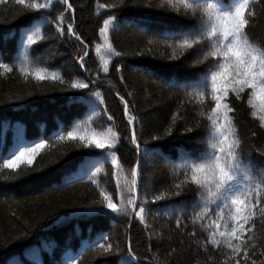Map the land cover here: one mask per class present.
<instances>
[{
    "label": "trees",
    "instance_id": "trees-1",
    "mask_svg": "<svg viewBox=\"0 0 264 264\" xmlns=\"http://www.w3.org/2000/svg\"><path fill=\"white\" fill-rule=\"evenodd\" d=\"M33 2L46 0L24 5L0 0V63L13 69L0 68V150L15 154L44 145L31 165L25 160L8 169L0 159V264H121L122 259L131 264H235L226 244L210 242L220 210L204 220L195 216L198 186L191 184L185 167L188 153L207 147L210 94L195 98L192 89L169 86L201 77L210 63L198 56V49L179 46L184 39L179 33L194 23L182 7L177 12L185 0H69L73 10L64 13L63 37L50 21L66 5L39 10L28 7ZM249 12H255L252 35L264 40V0H250ZM110 18L106 41L99 29ZM69 23L83 44L67 34ZM29 36L33 44L26 43ZM108 44L112 52L106 50ZM85 52L81 67L78 57ZM37 68L44 70L45 79L35 78ZM73 81L89 86L73 89ZM97 92L99 97L91 95ZM121 97L129 103L127 115ZM229 100L237 107L244 152L257 169L264 168L259 114L251 115L248 95L236 100L230 92ZM129 120L135 121L139 151L131 142ZM109 129L118 137L112 149L107 144L85 147L88 140L79 136L67 138L71 131L95 133L99 139ZM113 151L117 165L112 164ZM138 160L137 195L151 209L145 223L107 209L103 214L84 211L103 207L101 192L120 204L119 186L126 202ZM253 221L248 244L254 251L246 262L241 256V264H264L259 210ZM129 240L131 257L126 255ZM109 243L113 248L106 251Z\"/></svg>",
    "mask_w": 264,
    "mask_h": 264
},
{
    "label": "snow or ice",
    "instance_id": "snow-or-ice-1",
    "mask_svg": "<svg viewBox=\"0 0 264 264\" xmlns=\"http://www.w3.org/2000/svg\"><path fill=\"white\" fill-rule=\"evenodd\" d=\"M17 3L24 5L26 0H17ZM168 3L171 4L172 0H168ZM65 5L64 12L57 17L56 21H50L57 25L56 34L63 37L65 34L64 13L73 10V5L69 3V0H46L43 4L33 2L28 7L55 11ZM249 5L250 0H185L177 6V12L182 7L185 10V17L194 22L179 33L184 37L179 46L184 49H198V56H202L204 61L210 63L208 70L201 77L169 83L170 87L182 88L186 92L192 89L195 98H207L210 94L208 107L211 109V115L208 116V120L211 123L206 129L207 147L200 152L188 153L185 167L190 173L191 184L198 186L200 199L193 207L195 216L204 220L215 209L220 210L216 214L215 231L211 233L210 242L217 245L221 242L226 244L235 257V264H241V256L246 262L254 251L249 248L248 241L252 239L253 217L257 210L264 217V168L257 169L251 163L249 155L244 152V139L239 131L237 107L229 100L230 92L235 95L236 100H242L245 95H248L247 103L253 109L251 115L256 117L259 114L260 127L264 128V40L255 38L250 31L254 26L255 12H249ZM110 24L111 18L105 19L103 26L99 29L106 41ZM66 32L82 44L84 43L80 34L76 32L74 23L67 25ZM26 43H34L31 36L28 37ZM97 50L99 51V48ZM106 50L112 52V46L108 44ZM87 55L88 52H85L84 56L78 57L81 67H85ZM2 59L3 53L0 52V60ZM0 68L8 72L13 71L7 63H0ZM21 71L24 72L27 69L22 67ZM43 71L39 68L34 70L33 75L37 80L46 78L42 74ZM104 71L109 72V68L105 67ZM51 78L57 79L54 73ZM88 86L86 83L75 81L71 84L73 89H85ZM246 90L249 91L246 92ZM91 95L99 97L100 93ZM121 100L124 101V111L127 115L129 103L124 100V97H121ZM254 100L259 101V104L254 103ZM112 119L111 115L107 117L108 121ZM128 123L133 128L131 142L137 146L139 151L135 121L129 120ZM192 130V128L186 129L188 132ZM252 135L255 136L256 133L253 132ZM78 136L81 140H88L85 147L95 144L97 149H103L105 144L112 149L118 140L116 133L111 129L101 134L99 139H96L95 133L89 136L87 133L80 134L71 131L68 132L67 138L76 139ZM65 138L60 137V139ZM43 146V143H38L35 147H23L15 154L4 153L0 150V159L4 160L3 167L15 169L25 160L31 165L35 154ZM7 155H11V159L6 158ZM260 156L264 157V152H260ZM141 163L142 160H138L131 170L133 179L131 185L128 186L129 195L126 202L123 186H119L120 204L114 203L112 197L101 192L104 199L103 207H88L84 211L103 214L107 209L111 213H120L132 218L138 217L141 223H145L147 215L151 214V209L147 202L140 200L137 195L139 191L137 177L140 174ZM112 164H118L115 151L112 152ZM177 187L180 186L177 185ZM179 194L178 192L177 195ZM155 199H160V197ZM130 206L131 211H129ZM196 208H200L201 211L195 212ZM180 224L181 219L178 218L177 227ZM100 246L104 247V245ZM112 248L113 245L109 243L105 250L111 251ZM133 251L132 241L129 240L126 255L131 257ZM121 264H131V260L122 259ZM136 264H139V261Z\"/></svg>",
    "mask_w": 264,
    "mask_h": 264
}]
</instances>
